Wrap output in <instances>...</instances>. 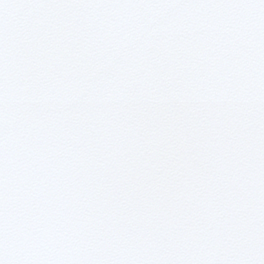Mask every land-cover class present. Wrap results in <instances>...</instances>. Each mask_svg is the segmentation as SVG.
<instances>
[{
    "label": "snow or ice",
    "instance_id": "6c2138e0",
    "mask_svg": "<svg viewBox=\"0 0 264 264\" xmlns=\"http://www.w3.org/2000/svg\"><path fill=\"white\" fill-rule=\"evenodd\" d=\"M0 264H264V0H0Z\"/></svg>",
    "mask_w": 264,
    "mask_h": 264
}]
</instances>
